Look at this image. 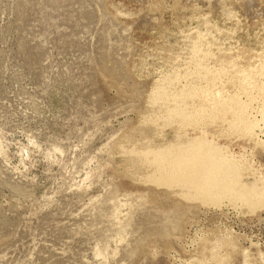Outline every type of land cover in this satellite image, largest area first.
<instances>
[{
    "label": "rangeland",
    "instance_id": "374dc122",
    "mask_svg": "<svg viewBox=\"0 0 264 264\" xmlns=\"http://www.w3.org/2000/svg\"><path fill=\"white\" fill-rule=\"evenodd\" d=\"M197 33L264 86V0H0V264H264V201H214L123 158L159 81L227 94L187 59ZM235 90L252 134L231 112L185 130L264 182L262 102Z\"/></svg>",
    "mask_w": 264,
    "mask_h": 264
},
{
    "label": "bare ground",
    "instance_id": "6f19581e",
    "mask_svg": "<svg viewBox=\"0 0 264 264\" xmlns=\"http://www.w3.org/2000/svg\"><path fill=\"white\" fill-rule=\"evenodd\" d=\"M217 40L215 43H218ZM188 44L190 48L189 53L186 52L188 61L195 65L196 71L204 73L207 79H222L225 84H229L227 94L208 99L204 97L206 95L199 94L200 86L198 88L194 85H183L178 75L172 79L170 77L159 81L161 83H157V88L153 90L151 105H149L151 107L144 122L129 132L122 143L124 161L133 172L166 177L170 180L172 187L188 193L200 194L214 201L229 198L239 202L243 207L258 204L264 201V182L259 180L253 183L244 182L241 174L242 168L238 161L229 157L211 139L201 135H187L185 127L202 124L208 126L215 119L229 120L228 113L231 112L235 114L233 118L240 126L242 133L252 134L258 121L245 116L251 103L245 99V101L242 100L243 98H240L235 87L237 89L239 87V91L243 90L252 95L253 92L250 90L253 89L255 96L261 99V111L264 115V86L258 83L253 74L251 75L246 69L239 68L234 61L226 59L227 63L222 61L218 64L216 53L209 51L211 41L200 34L190 35ZM185 58L182 59L185 60ZM207 58H212L219 65V69L212 70L206 66L204 61H208ZM193 81L196 80L193 79ZM203 89H205L203 94L210 93L208 88ZM168 127L174 131L172 139L166 135Z\"/></svg>",
    "mask_w": 264,
    "mask_h": 264
}]
</instances>
